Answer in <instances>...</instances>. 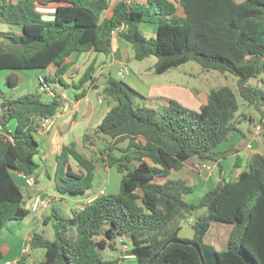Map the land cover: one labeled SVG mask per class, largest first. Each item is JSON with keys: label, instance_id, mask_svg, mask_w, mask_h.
I'll use <instances>...</instances> for the list:
<instances>
[{"label": "trees", "instance_id": "obj_1", "mask_svg": "<svg viewBox=\"0 0 264 264\" xmlns=\"http://www.w3.org/2000/svg\"><path fill=\"white\" fill-rule=\"evenodd\" d=\"M54 2L63 4L45 19L37 5ZM0 23L19 29L0 33V72L54 65V77L46 80L63 84L74 54L110 55L114 32L124 26L119 36L132 46L134 59L156 57L157 75L196 62L237 78L236 92L230 86L211 89L207 103L192 110L173 99L151 108L124 81L108 76L102 96L110 110L87 131L84 143L108 140L103 154L121 175L118 191L99 195L69 217L52 205L45 223H51L54 239L40 234L31 239V249L46 250L38 264H128L121 258L123 245L135 256L132 264H149L159 253L152 264H264V154H252L247 171L236 180L223 179L197 204L188 201L196 187L170 178L194 158L214 164L223 156L217 149L238 124L256 122L246 114L238 119V96L259 113L264 131V0H136L113 6L107 0H0ZM144 23L158 26L154 39L141 33ZM94 74L92 64L74 85L77 100L93 86ZM7 83L14 89L19 80L8 77ZM63 106L59 96L46 102L41 94L4 98L0 104V126L16 124L0 135V234L7 223L22 222L30 213L16 176L35 175L38 121ZM124 142L127 147H120ZM96 170L75 145L65 146L57 157L54 190L60 196L85 195L95 185ZM202 208L207 215L195 219L192 240L182 238L183 225ZM213 223L233 226L226 250L206 242ZM177 239L199 243L205 263L193 246L170 243L161 252ZM108 251L119 257L108 259Z\"/></svg>", "mask_w": 264, "mask_h": 264}, {"label": "crops", "instance_id": "obj_2", "mask_svg": "<svg viewBox=\"0 0 264 264\" xmlns=\"http://www.w3.org/2000/svg\"><path fill=\"white\" fill-rule=\"evenodd\" d=\"M7 1L15 3L18 0ZM107 1H109L111 6H113L119 1L132 2L136 0ZM62 4L63 3L58 2L50 3L48 5L38 4L37 10L45 19H52L55 15L57 7ZM110 12L111 10H109L107 14H109ZM11 30L19 31V29L16 27L11 28L7 25H4L3 27L2 23H0V33L8 32ZM141 30H143L145 35L147 36H156L158 32V26L153 23H144L141 26ZM3 41L4 39L0 36V43H2ZM134 60V50L132 46L125 40H123L120 36H116L113 39L112 52L110 55L88 52L82 54H74L72 56V58L68 61L70 68L62 77L63 84L64 78L66 77L70 81V86L63 85L59 80L50 82L53 89L58 93L59 98H61L60 95L66 94L68 96V99L64 100V106L62 110H60V115L56 118V123L53 130L50 133L37 134L39 137V140L37 141L40 145V148L38 154L39 160H36V162L39 164V168L35 173L36 185L31 188L27 185L25 179L22 176H16L25 196L23 206L30 213L21 223H16L14 221L7 223L0 234V244L7 242V240L9 239L11 241L13 240V244L16 243V245H19L20 239L22 237V232H19V229L21 228H23V230H26V232L23 234V240L24 243H26L23 244V248H21L19 255L13 256L10 260H6L7 255L4 256L2 254L3 252H0V261H3V263L6 261L4 264L9 261H19L20 264H38L41 259L44 258L45 253L42 257L41 255L39 256L41 258L40 260H29L30 256L32 257L35 253H37L36 250L32 249L33 253L30 254V241L34 234H39L36 233L37 229H40L39 231H41L44 237L46 236L45 233L48 231L51 223L46 225L45 221H47V219L49 218L52 208L49 211L40 210L38 212H33L32 208L34 205L35 197H55L58 202L62 201V205H64V207L79 209L81 206H84L85 203L91 202L100 195L92 194L93 190L95 189L94 185L91 193L87 192L84 195L86 196L85 199H80L76 196H60L54 190V177L57 170V157L61 153L62 149L65 146L75 145L73 140L71 139L72 137H69V134H71L73 129L77 126L76 129H80L85 135L88 130L97 128L102 123L106 114L109 112L110 105L108 101L105 100L102 96V91L105 87L106 78L108 76H112L114 78H117L118 80L124 81L140 95L148 99L147 104L153 103L155 105V108H158L163 104V99L177 100L183 105H189L190 107H199L203 105L202 102L200 103L198 101V95L193 92L197 91L194 90L195 88L181 87L179 84H176L174 82L153 83L152 78L156 76L153 68L157 61H150L149 58L140 61L141 63L148 62L146 63V65L134 66ZM92 64H94L95 67V82L93 86L88 89L86 96L80 100H77L76 97L77 94H79V91H76L74 89V85L79 83L86 70ZM126 67L128 68L127 74L123 73V70ZM6 72V76L12 77V80H14L15 78H18L19 80L18 86L14 88L15 90H19L17 91L19 94L15 95L12 93L10 96V98H16L26 94L40 95L41 92L39 91V79L41 77L53 78L56 72V67L54 65H51L46 70H24ZM26 89H29V92H26ZM71 89L76 91V93L73 94L74 96H72V94L70 93ZM197 92H199V90ZM46 97H48L49 99L46 102L53 99L48 95H46ZM92 98H95V102L92 100ZM1 103L2 101L0 102V104ZM205 103H207V101ZM257 124L258 121L256 120L255 124L251 125L247 132L241 130L238 127V130L234 132L225 143L219 146L217 152L223 154V156L217 158V161L213 164V170L210 173L200 174L196 172V170L194 169V163L197 161V159L194 158L192 163L186 162L182 170H180L179 172H173L170 175V178L173 180H181L186 182L189 186L197 188V190L193 194H191L190 197H188V200L193 197V201H191V203L197 204L209 190L215 188L223 179L230 181L236 180L243 172L248 170V162L252 154H264L263 152H260L264 151V138H262V136H264V131L258 135L255 130ZM15 127V122H10L4 128L0 126V135L14 131ZM83 145H85V143ZM83 145H75V147L79 152H81L80 148H82ZM72 166L74 169L75 167H78L75 163H72ZM110 182L107 183V181H105V187H107ZM101 194H106V192H104V190H101ZM70 210L71 209H69V211ZM33 220L35 221L34 227L30 226V224L33 223ZM194 221L195 218H189L185 225H183L181 235L184 234V230L191 231V234H184L185 236L188 235L187 239H189L190 237L193 238L194 236V230L192 228ZM41 224L43 225L42 227L40 226ZM211 230L212 229H210L209 232ZM25 249L28 250L27 255H23V251ZM4 258L5 260H3ZM34 258H36V256H34Z\"/></svg>", "mask_w": 264, "mask_h": 264}, {"label": "rangeland", "instance_id": "obj_3", "mask_svg": "<svg viewBox=\"0 0 264 264\" xmlns=\"http://www.w3.org/2000/svg\"><path fill=\"white\" fill-rule=\"evenodd\" d=\"M2 26L4 27L3 24H2ZM16 32H19V31H16ZM141 33L148 40L154 39L156 37V36L145 35L143 30H141ZM147 61H149V60H147ZM150 61H157V59H156V57H151ZM133 62H134V66H138V65L144 66V65H146V63H148V62L141 63L140 61H137V60H134ZM6 74H7L6 71L0 72V92H1L0 93V102L3 101L4 98H7V99L10 98L12 93L15 95L19 94L17 92L19 90H15V89L12 90L9 88L8 83H7L8 76H6ZM261 79H264V75L261 77ZM152 82L153 83H156V82H174L176 84H179L181 87L195 88L194 90H197V91L199 90V92H197V91H193V92L198 95V101L200 103L202 102V104H205V102L207 101V95L209 94L211 89L220 88L222 86H230L235 92L237 91V78L235 76H233L229 73L222 74V73L215 71V70H204L196 62L186 63V64H184L178 68L171 69L166 74L161 75V76L156 74V76H154L152 78ZM251 83L252 84H258L259 86H262L263 82L261 80H258V81L254 80ZM63 85H67V86L71 85L70 81L66 77L64 78V84ZM26 90H27L26 92H29V89H26ZM70 93L72 94V96H74L73 94H75L76 91L71 89ZM206 93H208V94H206ZM42 98L45 101L49 100L48 97H46V95H42ZM92 100L95 102V98H92ZM238 101L240 104V110L237 113L238 119L241 118V116L243 114H246L247 116L252 117L255 121L257 120L259 123L260 115L254 109V107H250L249 105H247L239 96H238ZM147 105L151 108H155V105L153 103H148ZM186 107L189 109H192V110H198L200 108V106L199 107H193V106L190 107L189 105H186ZM254 124L255 123L252 124V123H250L249 120H246V121L239 123L238 127L241 130L247 132V130L250 128V126L254 125ZM78 126H80V125H78ZM76 128H77V126H76ZM76 128H74L73 131L71 132V134H69V137L70 136L72 137L71 139L73 140V142L76 146H82L84 144V133L80 129H76ZM35 138L37 140H39L38 135H35ZM262 138H264V136H262ZM107 144H108V140L104 139V140L96 141L94 144H90V143L85 144L88 146L83 145V147L80 148L83 155L86 156L87 158L91 159L97 168V170H96L97 178H96V182H95V189L92 192V194H94V195H96V194L101 195V190H104V192H106V193H116L118 191V188H119L121 175L116 170V167H110V166L108 167V164L105 160L106 154L105 153L103 154V151H105L107 149L106 148ZM120 147H127V142L120 144ZM260 152L264 153V151H260ZM119 154L120 153L117 152V155H119ZM35 159L39 160L38 155L35 157ZM187 162L192 163L193 159L188 160ZM74 170L76 172H79L80 168L75 167ZM105 181H107V183L111 181L107 187H105V184H104ZM104 188H106V189H104ZM88 193H91V191H88ZM190 196H188V197H190ZM76 197L80 198V199L86 198V196H84V195H80V196H76ZM60 201H61V198H60ZM188 201H190V202L193 201V197H191V199ZM54 206L61 207L62 213L66 217H69L71 215V212H70L71 210H77L76 208L64 207V205H62V201L58 202V200L55 201ZM69 209H71V210L69 211ZM204 215H207V209L206 208H202V209L197 210L194 213L193 218L196 219V218L204 216ZM32 222L33 223L30 224V226L34 227L35 221L33 220ZM16 223H21V222H16ZM40 226L42 227L43 225L41 224ZM211 229L212 230L208 233V236L206 238V242L214 244V246L218 250H226L228 248V242H229V238H230L231 232L233 230V227L229 224L213 223V226L211 227ZM22 230H23V228L19 229V232H22L21 233L22 237L20 239L19 245H16V243L13 244L12 243L13 240L11 241L9 239L7 240V242L0 244V252H3L2 254L4 256L7 255L6 260H10V259H12L13 256L19 255L21 248H23V244L26 243V242L24 243V240H23V234L26 232V230H23V231ZM39 230L40 229H37L36 233L43 235L41 233V231H39ZM45 234H46L45 238H47L48 240L54 239V230H53L51 224L48 228V231ZM184 234L185 235L191 234V231L190 230H184ZM184 234L181 235L182 238L187 239L188 235L185 236ZM188 240H192V237H190ZM14 245H15V247H14ZM32 251L33 250L31 249L30 254L33 253ZM36 252L37 253L34 254V256H36V258H34V256H32V257L30 256V258H29V256H28L30 261L31 260H40L41 258L39 256L41 255V257H42L43 254L46 252V250L43 248H39L38 250L36 249ZM105 255L107 256L108 259H115V258L119 257V254L116 252H113V251H108L105 253ZM3 260H5V258ZM0 263L4 264L3 261H0ZM127 263L132 264L131 260L127 261Z\"/></svg>", "mask_w": 264, "mask_h": 264}, {"label": "built area", "instance_id": "obj_4", "mask_svg": "<svg viewBox=\"0 0 264 264\" xmlns=\"http://www.w3.org/2000/svg\"><path fill=\"white\" fill-rule=\"evenodd\" d=\"M125 29V27H121V28H118L117 30H115L114 32V37L116 36H119L120 33ZM123 73L127 74L128 73V68L126 67L124 70H123ZM39 91L41 92V95H48L50 98H56L58 97V93L53 89V87L51 86V83H49L47 80H46V77H41L39 79ZM61 98L63 100H66L68 99V96L66 94H62L60 95ZM60 111L52 116V117H46V118H41L39 119L38 123H39V129H40V132L39 133H50L54 126H55V123H56V118L60 115ZM255 130L257 132V134L259 135L260 133L263 132V129L261 127V125L257 124L256 127H255ZM194 169L196 170V172L202 174V173H210L212 170H213V164L207 162V161H204V160H197L195 163H194ZM27 185L29 187H34L36 185V177L35 175H31V176H22ZM56 198L55 197H46V198H42V197H35L34 199V205H33V212H38L40 210L42 211H49L52 207V205L55 203ZM84 206H81L79 209L77 210H83ZM30 244H31V241H30ZM121 251L123 253V255H121V258L123 260H127V261H130V260H134L135 259V256L133 255H130L128 253L129 251V247L127 245H123L121 247ZM28 254V250L25 249L23 251V255H27ZM6 264H20L19 261L18 262H7Z\"/></svg>", "mask_w": 264, "mask_h": 264}, {"label": "water", "instance_id": "obj_5", "mask_svg": "<svg viewBox=\"0 0 264 264\" xmlns=\"http://www.w3.org/2000/svg\"><path fill=\"white\" fill-rule=\"evenodd\" d=\"M170 243L193 246L197 250V252L199 253V255L201 257L202 263H205V260H204L203 255H202V249H201V246H200L199 243H196V242H185V241H182V240H179V239H177V240H171V241H169V243H167L163 247V249H162L161 252H163L166 249V247L168 246V244H170ZM160 254L161 253L157 254L153 259H151V261L149 262V264H152V262L155 261L159 257Z\"/></svg>", "mask_w": 264, "mask_h": 264}]
</instances>
